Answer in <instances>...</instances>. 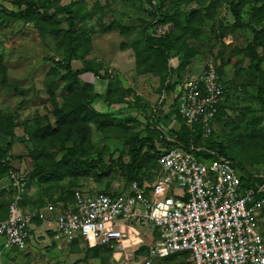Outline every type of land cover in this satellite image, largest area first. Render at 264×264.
I'll return each instance as SVG.
<instances>
[{"label": "rangeland", "instance_id": "rangeland-1", "mask_svg": "<svg viewBox=\"0 0 264 264\" xmlns=\"http://www.w3.org/2000/svg\"><path fill=\"white\" fill-rule=\"evenodd\" d=\"M41 1L49 14L58 7L72 8V29L67 14L50 18L45 8H39L36 17L17 19L7 12L25 9V0H0V145L7 147L14 167L27 162L25 209L68 208L77 192L94 195L128 187L120 164L106 174L100 169L75 171L62 166L50 177H32V170L35 165L43 168L58 161L67 148L74 150V157L93 159L101 166L118 157L128 163L136 137L140 140L153 133L147 126L153 110L163 119L177 117L171 83H182L184 77L172 76L171 59L167 64L150 38L151 23L160 20L164 32L182 26L175 40L184 55L196 50L213 57L209 52L219 48V35L229 33L224 37L241 52L239 76L222 102L214 137L239 175V168L255 175L264 172V69L255 68L250 59L264 52V0H206L204 6L213 4L212 10L194 17L200 0ZM233 9L242 14L240 22ZM193 36L203 41L202 46ZM199 46L203 50L195 49ZM52 59L70 61L73 70L89 62L92 68L74 76ZM147 154L140 176L157 169L156 157ZM202 155L207 161L214 159ZM10 171H0V220L13 195ZM259 223L264 232V221ZM134 228L130 225L123 231L128 234ZM137 232V239L126 236L119 246L133 242L137 251L130 263L145 264L147 245H142L150 241L145 228ZM108 251L113 262L107 264H129L124 255ZM189 256L185 252L154 259L153 264H189Z\"/></svg>", "mask_w": 264, "mask_h": 264}, {"label": "built area", "instance_id": "built-area-1", "mask_svg": "<svg viewBox=\"0 0 264 264\" xmlns=\"http://www.w3.org/2000/svg\"><path fill=\"white\" fill-rule=\"evenodd\" d=\"M164 31L162 26L157 28L158 34ZM228 91L218 66L208 60L175 93L182 123L193 131L201 125L209 136ZM150 123L159 132L157 173L150 180H132L117 193L77 192L68 208L31 212L22 206L28 191L27 171L12 168L13 195L7 216L0 220V264H11L6 254L27 246L36 219L51 221L60 245L80 239L89 248L110 249L128 258L130 254L118 243L127 236L125 227L153 226L159 235L147 245L145 264L185 252L190 253L191 264H264V233L259 223L264 221V172L247 185L228 155H215L205 145L186 147L157 118ZM199 152L214 159L207 161Z\"/></svg>", "mask_w": 264, "mask_h": 264}, {"label": "trees", "instance_id": "trees-1", "mask_svg": "<svg viewBox=\"0 0 264 264\" xmlns=\"http://www.w3.org/2000/svg\"><path fill=\"white\" fill-rule=\"evenodd\" d=\"M206 2V0H200V2H198L199 4H201L199 7L195 8V11L193 13V17L196 15H202L203 13H208V11L212 10V8L214 7V5H210L208 8H206V6H204V3ZM24 5H26V8L20 11H9L7 12L8 15H11L17 19H32L34 17H36L39 8H45V13L50 17V18H56L61 14H67L69 15L70 18V25H71V29L72 26L74 25V10L70 7H58L56 8V10L53 12V14H49V10L48 8L45 7V5L43 4V2L41 0H25ZM235 6V4H233V7ZM236 16H237V21L240 22L242 14H240V11H238V13L236 12L235 9H233ZM161 15H163V13H161ZM164 17V16H163ZM158 21V20H157ZM152 25V33L150 34V38L151 40L156 43V45L159 46L158 51L159 54L161 53L163 55V59L164 61L167 63L169 61V58L171 59L174 56H178L181 60L180 62V67L179 68H183L186 64L191 63V59L192 57H194L195 55H197L199 52H197L196 50L191 51L192 53H190L189 55H184L182 53V51H180V49L177 47L176 45V40L175 37L180 34L181 32V25L179 24L178 27L174 30L172 28V30L166 31L162 34H158L157 32V28L160 26L158 24H162V21H158L157 23H151ZM157 25V27H156ZM199 28V26H198ZM229 33H226L225 35H227ZM225 35H219V39H217V42H219L218 44H220L219 49H216L217 46L215 47V49H211L209 54L213 55L209 56L207 55L206 59L204 61H208L210 59L214 60V62L216 63V65L219 68V73H221V75L224 76L225 81H226V86L227 89L232 87V83H231V79L229 77H226V75L224 74V64L222 63V61L227 60V56H225L226 53H224V49H229V47L224 43L223 38ZM196 36H193V40L195 41V43L197 45L202 46V42H197V40L195 39ZM194 45V42H193ZM262 46V50L264 51V44H261ZM199 47L195 48L199 50H203ZM259 46V45H257ZM205 52V51H204ZM202 52V54L204 55L205 53ZM234 52L237 53V51L235 49H231V53L233 54ZM201 55V54H200ZM251 62L252 64L254 63V67L255 68H259V69H264V52L262 54H257L256 56H251ZM239 60V59H238ZM52 61L59 66L60 68L65 69V71H67L70 75H74L77 76L79 74H82L88 70H91L92 68V63H87L86 66L84 68L81 69H77V70H73L71 62L70 61H57L52 59ZM240 63V60L238 62V64ZM168 64V63H167ZM240 65V64H239ZM252 66V65H251ZM250 66V68H251ZM173 76V75H172ZM179 81V80H178ZM179 82H176V84ZM172 84V83H171ZM173 85V84H172ZM223 102V101H222ZM222 107V103L219 104V112L218 115L220 114V110ZM176 109V115L177 118L179 119V121L181 122L180 128L178 129V126L175 127H170V122L169 119H163L162 115L157 116V113L155 112V110H153V116L151 118L155 119L157 118L158 122L164 123L167 127L170 128V132L172 133L173 136L176 137L177 140H179L180 142H183L184 145L186 147H189L191 143L195 144V146H208L211 149H214L215 155L217 154H222V155H228L225 152V149H223L221 147V144L217 142V140L214 137V130L212 131V133L209 136H205L204 135V129L201 125H197L196 126V130L193 131L192 129H190L188 126H186L183 122V120L181 119L179 113H178V109L177 106L175 107ZM219 117L217 116V119ZM150 119V120H153ZM149 120V121H150ZM156 120H154L155 122ZM178 121V122H179ZM148 126L151 128V131H153V133L151 132L150 134H146L145 137H141L140 140L138 137H136L134 144L132 145V148L130 150V161L127 163H125L121 157L116 159H112L111 163L106 165H99V163H97L95 160L91 159L89 161L87 160H81L78 159L76 157H74V150L71 148H67L64 150L65 154L61 155L60 159L58 161H55L54 163H52L50 166L47 167H40L35 165L33 167L32 170V177H37L40 175L46 176V177H50L51 175L55 174L56 172H58L62 166H66V167H70L75 171H81V170H85L86 168L88 169H93L95 171L97 170H102V174H106L109 171H111L112 169H117L120 168L118 166V164L121 165V173L123 176H125L127 178V180L129 182H131L132 180H136V179H140L141 176L140 174H138L139 169L142 166L143 160L147 158V156H149V154H147V152H152V155H154L156 157V164L158 167V162H157V158L158 156L161 154V152L158 150V141H159V132L157 129L152 128L151 123H148ZM204 152H199L198 154H202ZM147 154L146 158L144 157V155ZM208 156L210 154H207ZM229 156V155H228ZM11 157L9 156V152L7 147H3L0 145V171H9L11 170L14 165L11 163ZM13 161V160H12ZM240 170V175L243 179V182L247 185H250L253 183V177L255 175V173L252 172H246V171H242V168H239ZM1 177V174H0ZM256 181H258L259 183L262 182V178H255ZM9 206V205H8ZM7 212H8V207L5 210V216L2 218L4 219L7 216ZM264 233V232H263ZM99 248V247H98ZM97 249V248H95ZM100 249V248H99ZM177 256V255H174ZM171 257V256H169ZM167 258V257H166ZM190 256L188 257L189 260ZM165 259V258H164Z\"/></svg>", "mask_w": 264, "mask_h": 264}, {"label": "crops", "instance_id": "crops-1", "mask_svg": "<svg viewBox=\"0 0 264 264\" xmlns=\"http://www.w3.org/2000/svg\"><path fill=\"white\" fill-rule=\"evenodd\" d=\"M231 36V35H230ZM232 37V36H231ZM229 38V37H227ZM227 38H223L224 43L229 47L228 53L231 51V49H235L236 46L229 44L227 41ZM233 40H235L232 37ZM233 42V41H232ZM220 47V46H219ZM215 49V48H214ZM217 49V48H216ZM219 49V48H218ZM241 52L237 51L233 54H225L227 56V60L222 61L224 64V74L226 77H229L232 82V86H234V82L236 81V76H239V69L240 66L238 65L239 57ZM207 57L203 54H197L195 57H192L191 63L186 64L183 68H179L180 66V58L178 56H174L171 58V64H172V75L174 76H181L183 74V80L191 75L194 72L200 71L203 66V61ZM239 59V60H238ZM179 80V79H178ZM180 81V80H179ZM174 86V92H177L178 87L181 84V81L179 84L172 83ZM175 96V94H174ZM169 105V104H168ZM172 104H170L171 106ZM104 106V101H103ZM179 119L177 117H172L169 119V122L171 125H177L179 122ZM21 164L18 166L20 170H23L27 167V162L24 160L20 162ZM31 169V168H29ZM158 169V168H157ZM157 169L154 173L150 174L149 176H143L141 175L142 180H150L154 177V175L157 173ZM140 178V179H141ZM130 183V182H129ZM29 191V187H28ZM25 196L24 202H23V209H25V201L28 195V192ZM117 193V191H105V193ZM100 193V192H99ZM2 220V219H1ZM52 224L51 221H41L38 220L34 222L32 225L29 234L30 238L28 240V244L23 249H15L6 254L7 259L11 262V264H107L109 262H113V258L109 257L111 255V252L109 253L108 250L110 249H104V248H89L85 245V243L77 239L72 244H58L54 238V231L51 228ZM130 225H127L128 227ZM135 227L131 233L127 234V237H130L134 241L137 239V229L140 228L139 226H133ZM146 229L145 238L149 239L150 243L157 238L159 235V232L156 228L153 226L141 227ZM139 231V230H138ZM126 238V237H125ZM1 241V239H0ZM125 240L122 241V243ZM133 242H131V245L129 247L122 245V248L124 249L125 253L130 254L129 258H125L126 262L131 264V259L134 256L132 253L134 251H137V249H133L132 246ZM145 245H148L147 243H144L142 247H145ZM147 248V246H146ZM106 251V252H105ZM114 254V253H113ZM112 254V255H113ZM114 264V263H112ZM189 264L190 261H189Z\"/></svg>", "mask_w": 264, "mask_h": 264}, {"label": "clouds", "instance_id": "clouds-1", "mask_svg": "<svg viewBox=\"0 0 264 264\" xmlns=\"http://www.w3.org/2000/svg\"><path fill=\"white\" fill-rule=\"evenodd\" d=\"M177 84H179V83H177ZM229 90H230V88H229ZM155 112L159 113V111H157V110H155ZM159 115H161V114L159 113ZM216 120H217V118H216ZM149 122H150V121L148 120V123H149ZM179 123H180V121H179ZM147 126H148V124H147ZM171 126L173 127L174 125H171V124H170V127H171ZM12 162H13V161H12ZM12 162H11V163H12ZM9 204H10V203H9ZM8 207H9V206H8ZM7 214H8V212H7Z\"/></svg>", "mask_w": 264, "mask_h": 264}, {"label": "bare ground", "instance_id": "bare-ground-1", "mask_svg": "<svg viewBox=\"0 0 264 264\" xmlns=\"http://www.w3.org/2000/svg\"><path fill=\"white\" fill-rule=\"evenodd\" d=\"M123 240H126L125 238H122L118 241V243H122Z\"/></svg>", "mask_w": 264, "mask_h": 264}]
</instances>
